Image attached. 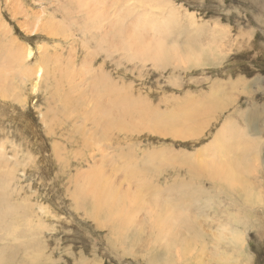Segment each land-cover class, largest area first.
I'll return each instance as SVG.
<instances>
[{
    "label": "rangeland",
    "instance_id": "1",
    "mask_svg": "<svg viewBox=\"0 0 264 264\" xmlns=\"http://www.w3.org/2000/svg\"><path fill=\"white\" fill-rule=\"evenodd\" d=\"M18 1L15 4L19 9L22 6L25 13H36L41 8L48 10V4L41 0ZM119 1L129 22L128 37L136 33L133 35L135 41L139 35L145 45L151 49L154 46L164 49V53L142 63L130 52L128 44V54L135 56L132 60L127 54V60L120 63L116 57L109 62L106 59L104 63V54L92 49L75 31L70 32L66 39L51 40L45 33L25 37L26 29L23 33V29L16 28L11 20L6 0H0V42L6 40L4 32L7 26L8 38L32 50L28 62L37 69L44 65L41 63L39 67L42 50L49 49V53H53L50 45L58 43L62 47L55 49L52 60L61 62L62 72L64 64L71 63L77 75L81 73L82 76L83 73L85 79L79 77V81L83 80L80 88H92L91 71L93 76L103 68L109 81L122 79L127 95L151 104L150 107L160 113L171 112L192 99L200 100L198 98L209 92L212 95L213 89L220 93L223 106L219 107H224V110L221 114L206 112L200 115L196 122L201 129L193 138L171 141L170 133H157L134 114L127 120V131L108 132L107 139L99 141L101 131L92 127L84 113L63 111L60 100L44 83L32 87L33 84L25 82L24 87L21 86L27 92L24 93L26 102L23 106L11 98H0V163L4 170H8L5 171L6 177L16 173L15 181L18 183L10 185L8 181L4 182L0 172V186L9 185L16 194L19 190V196H11V204L18 198L22 201L28 199L29 203L24 204L26 218L15 221L18 226L16 235L25 234L26 238L14 236L17 242L8 236V240L0 241V246L8 247V250L1 249L7 264H264V0ZM46 12L52 13L56 19L62 15L54 7ZM75 14L73 17L77 16L81 21L80 14ZM111 50L114 51L112 47ZM91 53L95 54L93 61L89 58ZM187 55H193L192 59L200 56L201 61L189 66L176 64L179 57ZM215 84L217 88H212ZM240 113L255 120L250 130H247L249 124L242 122ZM82 117L87 127L83 125ZM228 120L237 125L234 130L235 134L238 131L237 136L241 135L240 128H245V137L251 141V146L260 148L249 154L244 168L247 176L244 184H251L253 194H259V203L249 207L240 198V193L224 192L209 180L195 179L188 163L180 159V156L188 157L206 147ZM89 142L93 150H89ZM52 144L58 146L53 149ZM225 145L208 152L209 164L213 161L220 165L237 158L236 145L232 142ZM153 153H160L162 157L167 155L170 160L149 161L148 157ZM101 154L104 157L100 159ZM91 157L96 167L91 164ZM102 160L106 165L104 171L112 175L105 185L110 186V190L118 188L122 182L119 170L113 166L123 168L126 163H132L133 166L126 169V175L133 191L138 187L139 178L144 176L148 184L159 189L161 197L170 202L169 208L176 207L180 214L187 216L188 224H191L185 233L188 236L183 235L179 241L187 238L188 244L193 245L192 250L190 245H186L188 241L184 246L183 243L179 245L182 249L178 248L181 250L178 254L176 250L166 253L152 244L149 236L153 233L152 217L145 212H139L135 217L137 226L122 236L124 241L122 239L118 245L111 242L110 229L100 227L91 218L96 212L94 204L97 203L99 189L89 195V186L84 183L89 172H96ZM12 167L13 172L10 171ZM124 183L120 185L127 187L128 184ZM182 188L187 192L181 191ZM38 205L45 209L44 214L39 213ZM132 211L130 213L134 215L136 209ZM20 216L15 213L13 219ZM163 217L166 220L167 213L164 212ZM135 235L140 239L136 240ZM235 237L241 240L234 242Z\"/></svg>",
    "mask_w": 264,
    "mask_h": 264
},
{
    "label": "bare ground",
    "instance_id": "2",
    "mask_svg": "<svg viewBox=\"0 0 264 264\" xmlns=\"http://www.w3.org/2000/svg\"><path fill=\"white\" fill-rule=\"evenodd\" d=\"M15 1L19 3L18 0ZM15 1L6 0V9L9 12V16H11V20L15 23L16 28L18 27L23 29V33L26 29L27 34L25 37H28L31 34L37 35L38 33H45L48 35V37H50L51 40L60 37L66 39L70 32L75 31L80 34L85 42H88L89 46L92 49L96 48L98 49V52L100 50L104 54V63L106 62V59L109 62V60H114L115 57L119 59L117 60L119 63L122 62L124 59H126L125 55L129 53L128 47L130 46V52L134 53L138 57L137 60H141L142 63H144V61L152 60L153 57L156 58V55L160 56L161 53H164L165 51L164 49H159L155 46L153 47V49H151L148 45H145L142 42V40L139 38V35L135 41L133 35L136 36V33L128 37L127 28L129 27V22L126 17V12L124 9H122L119 0H41L43 3L48 4L46 5L48 10L49 8L51 9L54 7L55 11H58V14L60 13V11L62 12V15H59L61 17L59 19H56V17L52 13L46 12L48 10H46L45 8H41V12L38 11L36 13H25L24 10L21 9L22 6L20 7V9L18 8L17 3L15 4ZM54 2L57 4L54 5ZM75 13L80 14L82 18L81 21L76 18L77 16L73 17ZM6 27L7 26H5V29L8 31L9 28ZM7 31L4 32V38L6 40H2V42H0V98L4 100L11 98L14 101L18 102L19 105L23 106V104L26 102L25 94L27 92L25 90L23 91V88L21 89V86L24 87L25 82L33 84L32 87H35L39 83H44L46 88L52 89V95L60 100L61 108L63 111H82L84 113L85 117L90 121L92 127L101 131L99 141H105L107 139L106 135L108 134V132L116 131L117 133H123L127 131V120L134 114H136L137 117H140L139 121H141L143 124L149 125L151 128L155 129L157 133H170L171 141L176 139L193 138L198 135V131L201 129V127H199V124L196 122V119H198L200 115H202L203 113L205 114L206 112H211L210 115L221 114L224 110V107H219V105L223 106V102L221 101L222 99L220 100V93L213 89L212 95H209V92L207 95L198 98L200 100L194 101L192 99L189 102H184L185 104L181 103V105H178L171 112L160 113L157 110H153V107H150L152 106L151 104L133 98L132 96H130V94L127 95L126 87L124 86L125 84L123 83L122 79H117L118 81L116 82L109 81L107 78V73L103 71V68L100 69V72L97 74L93 71V76L91 74V71V78L93 77L92 88H80L83 81L82 78L85 79V77H83V73L82 76L81 73L77 75L76 71L73 70V65L71 63H65L64 68H62V72L60 66L61 62L59 63V61L56 60L54 62V60H52V55L56 53L55 49H60L62 47L60 46V44L57 43L53 46L50 45L53 53H49V49L44 52L42 50L41 62L39 63V67L41 66V63L42 65H44L41 67V69H37L36 67H34L33 63L28 62V59H30L33 54L32 50H30L29 48H25V46H22L20 43H17L15 39H12L11 37L8 38ZM128 44H130V46H128ZM103 45L105 47L104 50ZM111 47L114 49V51L111 50ZM70 51H73V49L70 48ZM201 52H203V50ZM209 54L210 52L208 53V55ZM59 55L61 56V54ZM94 55V53L90 54L89 58L91 61H93ZM128 55V58H131V60L133 57H135L130 56L132 55L131 53ZM191 56L184 58H182V56L179 57L176 64L189 66L196 64L193 62L201 61L200 56H196L193 59ZM66 61L69 62L67 59ZM159 61L161 60L159 59ZM206 65H208V63ZM64 71L68 72L66 73ZM79 77H82L80 81ZM216 86L217 84H215V87L212 88H217ZM249 91L250 90H248V92ZM243 113H240L242 122L244 124H249L247 130H250V128L254 126L255 120H253L251 116H248L247 114L243 115ZM45 122L46 121H44V123ZM82 123L86 126V121L83 117ZM137 124L139 123L137 122ZM236 129L237 125L235 123H229V120L226 121V123L220 128L217 135H213L214 139H212L211 137V141L206 147L201 148L200 151H198L196 154L190 155L188 157L180 156V159L188 163L189 171L192 172L193 175H195V177L193 176L195 179L201 177L209 180L214 184H217L219 189H222L224 192L240 193V198L244 201L246 207H249L251 206V204L254 205L255 202L259 203L257 202L259 199L257 195L259 194L257 193L256 196L253 194V188L251 184H244V179L247 177L244 168L247 165L249 154L256 150H260V148L251 146V141H249V139L245 137V128H240V136L236 135L238 134V131L236 132V134L234 133V130ZM128 131H130V129ZM227 142H232L236 145L237 158H233L228 162H223L220 165L215 164L213 161H210L211 164H209V160L207 161L206 157L207 155H209L208 152L212 153L214 150L220 149ZM55 146L58 145L52 144L53 149ZM88 147L90 148L89 150H93L90 142ZM103 157L104 156L101 154L100 159ZM91 158L93 159L91 164L96 167L94 158ZM148 160L168 162L170 159L167 155H163L162 157L160 153H153L149 155ZM102 162L103 163L101 165H97L99 167H97L96 172H89L90 174L84 182L87 184V186H89V195L93 194L96 189H99V194L97 193L98 196L96 198L97 203L94 204L96 207V212L92 217L90 215V217L92 219H95L100 227H106L110 229L112 233L110 241L118 245V243H120V241H122L123 239L122 236L124 234H128L129 232L131 233L133 231V228L137 226V220L135 217H138V213H150V218L152 217L150 225L153 233L149 236L153 239H151L152 244L161 247L166 253H173L174 250H176L178 254L179 251H181L179 250L181 248L179 247V245H182L183 243L184 246L188 241L187 238H183L182 242L179 241V239L182 238L185 233H187L188 225H191L188 224L189 220L187 216L180 214L176 207L169 208L170 202L164 200V197H161V192L159 191V189L150 186L144 176L139 178L137 184L138 187H136V189H134L133 191L131 189L132 187L130 181L126 175V169L132 167V163H126L123 168L121 167L122 169L117 166H113V168L117 171L119 170L118 172H120L121 174L122 182L118 180L119 182H121L120 184L125 182L124 184L128 185L127 187H123L118 183V188H114L113 191L110 190V186L108 187L105 185L109 183L108 180L112 178V175H108L109 173L107 171V174H105L106 172L104 170H106V165L104 164L103 160ZM13 167L10 169V171L12 172L14 171ZM197 168H200L203 172H207L208 175L200 172ZM206 169L209 170L204 171ZM5 171L8 170H4L3 164L0 163V172L1 176L4 178V182L6 180L10 185L16 184V173H12L11 177L10 174H8L6 177ZM197 174L199 176H197ZM105 175L108 176V179ZM114 177L116 178V176ZM84 178H86V176ZM77 180H75V182ZM81 182L79 181V183ZM75 185H77V183ZM260 185L262 186L263 184L261 183ZM181 191L185 193L187 192L183 188L181 189ZM17 194L19 196V190L17 191ZM17 194L14 189H9V185L5 184V186H0V235H4L0 236V241H5L6 239L8 240V236L26 238L25 234H22L21 236L16 235L18 226L15 221L20 220L21 217L26 218L27 215L26 212L24 213V204L29 203L28 199L22 196V198L27 200L22 201L21 198H18V200H16L14 204H11V198L14 196L17 197ZM77 200L80 202L79 199ZM90 201L92 200L90 199ZM117 204L121 205V209L118 208L119 205ZM37 209L40 211L39 213L42 212L44 214L46 212L45 209L42 208V206L39 207L38 205ZM134 209H136V211L134 215H132L130 212H133L132 210ZM158 210H160L159 214L157 213ZM164 212L167 213L168 216L166 220L163 219ZM15 213L21 216L13 219V215ZM181 218L182 220H180ZM186 236L188 235L186 234L185 237ZM15 237L14 240L17 241L18 239H16ZM134 238L136 240L140 239L139 235H135ZM239 239L240 237H235L233 241L236 242ZM188 243L190 242L188 241L186 245ZM6 247L7 246L4 245L0 246V264H7V260L4 254L1 253V249L8 250V247ZM26 247L24 246V248ZM189 247H191V245ZM192 248L193 245L191 247V250ZM19 250L20 249L17 248V251ZM169 257L171 258V256ZM164 259L166 258L164 257Z\"/></svg>",
    "mask_w": 264,
    "mask_h": 264
}]
</instances>
